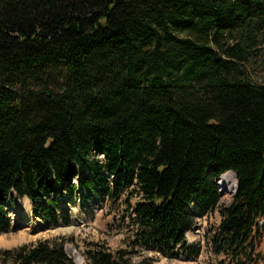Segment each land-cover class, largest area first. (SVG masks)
Masks as SVG:
<instances>
[{
  "label": "trees",
  "instance_id": "obj_1",
  "mask_svg": "<svg viewBox=\"0 0 264 264\" xmlns=\"http://www.w3.org/2000/svg\"><path fill=\"white\" fill-rule=\"evenodd\" d=\"M263 25L264 0H0V236L13 194L57 227L70 221L54 197L85 192L121 202L133 226L116 251L86 243L85 264L194 256L187 234L217 210L218 263L264 264V83L233 60ZM235 34L243 46L222 49ZM65 246L0 264H76Z\"/></svg>",
  "mask_w": 264,
  "mask_h": 264
},
{
  "label": "rangeland",
  "instance_id": "obj_2",
  "mask_svg": "<svg viewBox=\"0 0 264 264\" xmlns=\"http://www.w3.org/2000/svg\"><path fill=\"white\" fill-rule=\"evenodd\" d=\"M241 41L240 34L227 37L222 49H235V47L243 46ZM233 60L236 62L235 67L247 74L251 82L264 83V25L256 29L254 39L244 59L235 58ZM230 174H225L229 175L226 188L221 187V178L218 180L222 193L220 207L228 205L236 191L235 176ZM65 193H60L54 199L62 205L63 214L68 217L70 223L65 226L59 221L57 227L36 218L28 199L19 198L13 194V202L6 206L12 226L9 233L0 236V251L34 245L39 241L64 239L65 248L75 263L85 264L82 250L86 243H100L110 251L124 247V241L128 240L133 228L131 213L126 211L125 205L121 202L116 204L102 202L96 196L88 197L85 192L81 195L79 192L76 193L71 204L69 201L60 202L66 198ZM136 201V198L132 199L131 204L134 205ZM26 216L29 220L24 222ZM219 222L218 210L204 218L197 219L196 228L187 235L188 245L198 249V253L194 256L167 259L157 254L142 253V255L153 258V264H219L206 240L208 231L218 227Z\"/></svg>",
  "mask_w": 264,
  "mask_h": 264
},
{
  "label": "bare ground",
  "instance_id": "obj_3",
  "mask_svg": "<svg viewBox=\"0 0 264 264\" xmlns=\"http://www.w3.org/2000/svg\"><path fill=\"white\" fill-rule=\"evenodd\" d=\"M230 175H231V174H230ZM228 177H229V175H224V176L221 177V179H220V180H221V184H220V185H221L222 188H226V187H227V185H228V184H227V183H228ZM233 177H234V176H233ZM236 182H237V181H236ZM236 182H235V184H236ZM235 186H236V188H237V184H236ZM28 220H29V219H28V217L26 216L24 222H27Z\"/></svg>",
  "mask_w": 264,
  "mask_h": 264
},
{
  "label": "water",
  "instance_id": "obj_4",
  "mask_svg": "<svg viewBox=\"0 0 264 264\" xmlns=\"http://www.w3.org/2000/svg\"><path fill=\"white\" fill-rule=\"evenodd\" d=\"M237 189V188H236ZM264 223V222H263Z\"/></svg>",
  "mask_w": 264,
  "mask_h": 264
}]
</instances>
